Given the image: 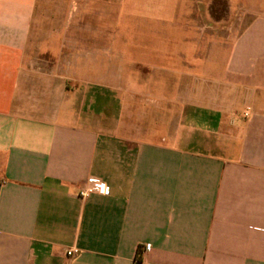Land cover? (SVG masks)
Listing matches in <instances>:
<instances>
[{
  "label": "crops",
  "instance_id": "obj_1",
  "mask_svg": "<svg viewBox=\"0 0 264 264\" xmlns=\"http://www.w3.org/2000/svg\"><path fill=\"white\" fill-rule=\"evenodd\" d=\"M139 1L0 0V264H264V0L142 7L186 49L125 136L149 76L96 48Z\"/></svg>",
  "mask_w": 264,
  "mask_h": 264
},
{
  "label": "rangeland",
  "instance_id": "obj_2",
  "mask_svg": "<svg viewBox=\"0 0 264 264\" xmlns=\"http://www.w3.org/2000/svg\"><path fill=\"white\" fill-rule=\"evenodd\" d=\"M169 4L170 0H140L137 9L129 7L128 10L122 9L108 15L107 23L123 28L125 25L130 27L129 31L120 28L121 33L126 35V41L124 45L115 44L96 48L100 53L108 55L109 59L115 61V65L121 66L125 71L149 76V79L146 78V91L138 90V80L135 82L125 81L127 86L125 89L127 90L130 86L129 93L122 95L117 93L114 98L116 103L123 101L129 108L128 111L123 112L126 126L120 130L125 136L140 133L149 135L153 133V130H157V125L153 126V120L157 118V104L161 100L160 96H157L155 84L157 81L169 84V77L173 75L170 71L172 64H176L179 70L182 67L183 58L181 55L184 54L186 48L171 45V27L157 23L155 16L154 18L149 17L142 9V7L146 10L152 7L157 8L159 5H166V8H169ZM216 5L218 2L213 3V6ZM114 33L118 35V31ZM118 82L121 83V80ZM163 97L168 98L169 96ZM140 120L142 122H139ZM146 121L151 125L147 126L145 130L144 122ZM142 123L143 126H141ZM161 129L163 132H167L165 128Z\"/></svg>",
  "mask_w": 264,
  "mask_h": 264
},
{
  "label": "built area",
  "instance_id": "obj_3",
  "mask_svg": "<svg viewBox=\"0 0 264 264\" xmlns=\"http://www.w3.org/2000/svg\"><path fill=\"white\" fill-rule=\"evenodd\" d=\"M92 193H99V194L107 195L109 193V189L106 186V184L104 182H102L100 179L91 177L88 179L86 187L83 188L79 192V196L82 198H86ZM79 253L80 252L78 250H70L67 252V256L75 257V256L79 255Z\"/></svg>",
  "mask_w": 264,
  "mask_h": 264
},
{
  "label": "trees",
  "instance_id": "obj_4",
  "mask_svg": "<svg viewBox=\"0 0 264 264\" xmlns=\"http://www.w3.org/2000/svg\"><path fill=\"white\" fill-rule=\"evenodd\" d=\"M137 260H139V261H140V260H141V257H137Z\"/></svg>",
  "mask_w": 264,
  "mask_h": 264
}]
</instances>
